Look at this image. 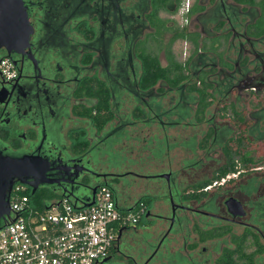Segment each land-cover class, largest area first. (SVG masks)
I'll list each match as a JSON object with an SVG mask.
<instances>
[{
	"label": "flooded vegetation",
	"instance_id": "1",
	"mask_svg": "<svg viewBox=\"0 0 264 264\" xmlns=\"http://www.w3.org/2000/svg\"><path fill=\"white\" fill-rule=\"evenodd\" d=\"M20 1V26L13 33L23 37L28 29L26 41L16 49L0 45L11 71L0 72V152L45 158L44 176L51 181L38 183L33 192L51 198L85 197L99 183L125 206L140 192L150 195L147 214L124 226L106 258L95 264H264V29L257 28L255 2L240 7L233 0H203L197 8L187 0L183 15L181 0L174 4V23L187 31L184 47L197 67L191 76L207 71L212 96L201 113H173L170 127L190 133L178 134L172 147L189 157L175 169L142 174L130 167L124 151L131 126H146L145 117L131 115V83L136 88L141 70L130 51L154 37L142 21L147 0ZM4 33L2 23L0 38ZM218 52L219 58L213 56ZM105 95L107 111H98L97 97ZM145 96L139 90L140 99ZM96 114L110 117L97 127ZM220 166L233 170L196 187ZM207 167V174L198 175ZM165 171L167 178L147 176L163 180L159 195L160 184L141 186L126 177Z\"/></svg>",
	"mask_w": 264,
	"mask_h": 264
},
{
	"label": "built area",
	"instance_id": "2",
	"mask_svg": "<svg viewBox=\"0 0 264 264\" xmlns=\"http://www.w3.org/2000/svg\"><path fill=\"white\" fill-rule=\"evenodd\" d=\"M186 10L183 0L179 14ZM0 72L11 74L3 56ZM27 188L15 181L8 192L9 216L0 223V264H95L107 256L120 230L147 210L142 201L119 206L106 183L96 185L88 204L60 196L38 206Z\"/></svg>",
	"mask_w": 264,
	"mask_h": 264
},
{
	"label": "trees",
	"instance_id": "3",
	"mask_svg": "<svg viewBox=\"0 0 264 264\" xmlns=\"http://www.w3.org/2000/svg\"><path fill=\"white\" fill-rule=\"evenodd\" d=\"M235 1L251 3L253 0ZM164 2L165 0H150V13L148 14V17L152 23L155 22L154 24H156L155 31L152 33L154 37L141 41L131 50V56L134 57V54H136L134 58L138 60L137 62L140 64L141 70L140 75L136 76V88L133 83H131V93L133 98L132 105H135L131 111L132 118L138 120L145 117L143 122L146 125L155 124L158 129L161 128L162 130L174 123L175 118L172 117L174 112L182 114H185L190 110H195L199 113L203 112L210 103L208 97L212 96L211 92L206 89L207 86H210V81L207 80V71L201 70L198 74L195 72L196 75L194 74L191 76V71H196L197 67L195 65L193 68V66L190 65V53L188 52V48L184 47V38L187 39L189 35L184 28H179L176 23H174L173 18H170L167 8L163 5ZM257 3L260 8L257 28L262 31L264 29V0H258ZM168 20L173 22V26L171 28L166 24ZM168 29L170 30V34L164 43L163 33ZM176 39H181L182 41H180V43H176ZM192 43L193 47L190 49H192V52L195 53L197 48L195 38H193ZM159 48L163 49L165 59L164 64L160 62L157 55ZM214 49L217 50V47ZM139 90H145L146 96L144 100L140 99ZM174 90H176V93ZM177 91H179L178 97H176ZM167 92H172L175 97L170 99V101H167L165 104L164 97ZM192 100L194 101V106H192ZM140 105L142 107H146L145 114L143 113V108L140 107ZM97 108L98 111L101 110V108L107 111L108 104L106 101V95L105 98H102V96L97 97ZM182 114L179 115L178 119L182 118ZM108 117H110V114H96L93 116V120L97 127H101L103 122L107 120ZM150 142L156 146V148L151 151L155 156L156 154L159 156V153H165V151L172 146V142L167 141L165 133H163L160 137L153 135L145 138L144 145H147ZM184 143L187 142L185 141ZM229 170H233V168L228 166L217 167L216 173H213L208 179H203L197 182L195 185L198 188H203L205 185L211 183L212 180H218L226 171ZM25 192L38 206L43 205V202L46 200L52 199L51 195H46L41 191L31 193L30 189L27 188ZM201 193L203 194V192ZM192 194L196 197H198V195H202L195 192ZM139 201H142L146 207L150 203L149 198L139 197L136 199L134 205L138 204ZM261 250L262 247L259 246L258 251Z\"/></svg>",
	"mask_w": 264,
	"mask_h": 264
},
{
	"label": "water",
	"instance_id": "4",
	"mask_svg": "<svg viewBox=\"0 0 264 264\" xmlns=\"http://www.w3.org/2000/svg\"><path fill=\"white\" fill-rule=\"evenodd\" d=\"M22 5L20 0H0V24L4 25L5 33L1 35L0 45L4 44L9 48H17V43H25L27 38L28 29L24 32V36L13 33L20 26L19 23H15L18 20L15 19L16 10H21ZM21 12V11H20ZM20 20L25 24L26 15L24 11L19 14ZM22 22V23H23ZM7 25V27H6ZM47 168V160L38 154L23 153L21 155H7L0 152V223L4 222L9 216L8 207V192L14 180L22 182L30 187V192L35 190L38 183L44 181H51L44 176V171ZM134 173L133 171H131ZM126 173V172H123ZM169 171L156 173L153 175L145 176H167ZM102 173L101 175H104ZM110 175H114L111 173ZM94 191V187L90 188V193L83 197H72L73 203L80 202L83 204H88L87 201L91 197ZM171 206L173 207V201L171 194L168 196ZM233 199H230V201ZM147 214V211L145 212ZM102 258V260H104Z\"/></svg>",
	"mask_w": 264,
	"mask_h": 264
},
{
	"label": "rangeland",
	"instance_id": "5",
	"mask_svg": "<svg viewBox=\"0 0 264 264\" xmlns=\"http://www.w3.org/2000/svg\"><path fill=\"white\" fill-rule=\"evenodd\" d=\"M180 41L182 40L176 39V43H180ZM173 97H175V95L172 92H167L166 96L164 97V101H165L164 103L166 104V102L170 101V99H173ZM172 117L174 118L173 115ZM162 132L166 134L167 141L172 142L173 140L177 139L176 137L178 136V134H179V138H182L185 134H189L190 129H185L181 127L176 128V127L169 126V127H166V129L162 130ZM162 132L160 131V129H158L155 126V124L139 126V123H137L131 126L130 128L131 138H130V141H128L127 143L128 148L125 149L124 152L126 156L128 157V159L131 160L129 163L131 165L130 167L133 170H137L139 173H142V174H152L153 172L161 170V169H165L166 167L175 169L178 167L179 161L181 160V158L189 157L190 154L188 152L176 146L174 147L170 146V148L167 149L165 153L161 155V157L158 156L154 158L151 152L149 151V148L152 146L153 141L148 143L146 146H142V144H144V141L142 140V138H147L153 135H157L158 137L162 135ZM138 138H141V139L138 140ZM209 169H210L209 167H207L206 170L202 169L203 172H199L198 175L203 176L207 174L209 172ZM126 177L141 186H143L146 183L147 184H160L159 185L160 188L157 190V193H158L157 195L163 192V189H164L163 180L159 177H147V176L145 177V176H136V175H131V174H128ZM190 181H193V180L190 179ZM140 193H138L137 196L140 195V197H146L150 199V195L145 194V193H141V194ZM122 201L123 200L121 197L118 198L119 206H124V203ZM162 211H165L164 204L162 206Z\"/></svg>",
	"mask_w": 264,
	"mask_h": 264
},
{
	"label": "crops",
	"instance_id": "6",
	"mask_svg": "<svg viewBox=\"0 0 264 264\" xmlns=\"http://www.w3.org/2000/svg\"><path fill=\"white\" fill-rule=\"evenodd\" d=\"M193 1H196V4H197V8H201V6H202V2H203V0H193ZM234 2H236L237 3V1H235V0H233ZM254 2H255V8H256V11H258L259 13H260V8H259V5H258V3H257V1L258 0H253ZM147 2H148V6H146V8H144V14H143V19H142V21H146V23L148 24V28L146 29V32L148 33V32H154L155 31V26H156V24H154L155 22H151V20L149 19V17H148V14L150 13V0H147ZM174 4H177V1L176 0H165V2L163 3V5L167 8V10H168V12H169V15H170V18H173V15H174V11H172L173 10V8H174ZM238 5H240V7L243 5H245L243 2H239V3H237ZM171 7V8H170ZM134 13H135V11H134ZM166 24H167V26H169L170 28L173 26V22L171 21V20H168L167 22H166ZM213 29H215V28H213ZM164 35H163V42L164 41H166V39L168 38V36H169V34H170V30L168 29V30H166V31H164V33H163ZM188 34V33H187ZM165 43V42H164ZM132 55V53H131V51H130V58H131V62L132 63H137V64H139L137 61V59H135L134 57H135V55L136 54H134V57L133 56H131ZM157 55H158V58H159V60H160V62L162 63V64H164L165 63V59H164V55H163V49L161 48L160 50H158L157 51ZM219 55V56H218ZM213 56H216L217 58H219L220 57V54H219V52H218V54L216 53V54H213ZM126 205V203L124 204V206Z\"/></svg>",
	"mask_w": 264,
	"mask_h": 264
}]
</instances>
